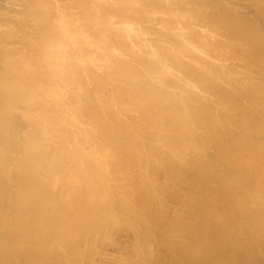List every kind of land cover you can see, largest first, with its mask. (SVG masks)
<instances>
[{
  "label": "bare ground",
  "instance_id": "6f19581e",
  "mask_svg": "<svg viewBox=\"0 0 264 264\" xmlns=\"http://www.w3.org/2000/svg\"><path fill=\"white\" fill-rule=\"evenodd\" d=\"M0 264H264V0H0Z\"/></svg>",
  "mask_w": 264,
  "mask_h": 264
}]
</instances>
